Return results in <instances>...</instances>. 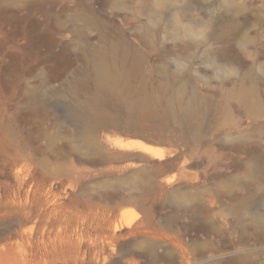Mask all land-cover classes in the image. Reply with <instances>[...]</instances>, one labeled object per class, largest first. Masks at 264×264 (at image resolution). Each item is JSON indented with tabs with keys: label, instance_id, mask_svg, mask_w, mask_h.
I'll list each match as a JSON object with an SVG mask.
<instances>
[{
	"label": "rangeland",
	"instance_id": "rangeland-1",
	"mask_svg": "<svg viewBox=\"0 0 264 264\" xmlns=\"http://www.w3.org/2000/svg\"><path fill=\"white\" fill-rule=\"evenodd\" d=\"M154 3L0 0V264H249L230 243L263 247L215 233L184 211L195 200L171 194L203 195L205 208L219 177L264 190L242 175L247 149L264 152V0H171L159 14ZM74 16L90 47H106L99 33L119 41L99 155L65 117L84 51ZM187 104L195 112L181 121Z\"/></svg>",
	"mask_w": 264,
	"mask_h": 264
},
{
	"label": "bare ground",
	"instance_id": "bare-ground-1",
	"mask_svg": "<svg viewBox=\"0 0 264 264\" xmlns=\"http://www.w3.org/2000/svg\"><path fill=\"white\" fill-rule=\"evenodd\" d=\"M169 1L171 0H155L154 4L157 7L156 14H159V10L161 11V8L164 7ZM76 17L74 16L70 19V21L73 25L72 28L75 40L80 46V49L84 50L76 57V60L81 63L82 71L80 70L76 73V78L73 79V83L69 84V86L66 88V92L68 93V95L76 99L77 110H66L65 117L68 118L75 126L74 129L76 131L77 138L89 141V143L93 146L94 153L99 155L100 147L95 141V133L96 129L98 128L99 122L102 118H104L103 116H105V112L100 105L104 101L107 102L110 99L116 98L117 94L118 96L120 94L118 84L121 79V72L115 62L119 50V41L116 42L112 40L107 43V36L99 33L97 39L100 43H106V47H90V38L84 32L83 24L81 23V21H84V16H80L79 18ZM175 25L178 26L177 29L179 30V32L183 33L188 38L192 39L194 37L193 30L187 25H180L177 16H175ZM111 61H114L115 64ZM67 65H70V63L67 62ZM163 80H168V77H163ZM182 90L183 86L181 87V92ZM33 92L34 88H27L26 95L30 96L33 94ZM193 111V106L191 104H187L183 108L182 114L178 117V119L181 121L190 120ZM173 113L174 103L170 101L168 102L167 115H171ZM137 146L140 149L147 150V147L144 144L140 143L137 144ZM235 148L237 150H241L244 147L236 146ZM246 154L249 164L243 170L242 175L253 180L259 186L261 184L263 185L264 152H256L255 150L247 149ZM217 184L222 185L223 188L215 193V195L211 196L210 199L208 198L209 200L207 199V205L209 206L205 208L202 207V201L205 200L200 199L201 197H203V199H206L203 195L201 197L199 196L200 198H198L199 194L193 195L194 193L190 194L191 192L189 193L188 191L181 192L179 190H174L171 194V197L174 199L179 198L182 201L188 199L195 200L196 203L194 204V206L192 205L193 207L190 208H187L188 204L186 205L185 203L184 211L188 210L192 213L201 214V220H206L208 226H210L212 229L214 226L215 230H213L219 235L225 234L228 238H230L234 233H237L242 237L245 235L255 237L257 244L259 242L261 245H263V247L249 246V242L243 239L239 240L236 243H230V246L237 250L236 252L239 254L237 259L241 263L263 264L264 190H261V194L259 193L260 195L255 198L254 194L249 190L247 183H238V180L219 177ZM239 188L241 189V191H239ZM214 205L218 206V210L215 211V207L212 208ZM223 213L228 215L230 217V220L228 222H221L222 224H219L220 221L216 223L214 217H216L217 215L220 216ZM197 225L199 224L197 223ZM153 237L154 236H152V238ZM139 245L147 248L148 250L154 249L146 242L139 243ZM204 264L219 263H207L204 261Z\"/></svg>",
	"mask_w": 264,
	"mask_h": 264
}]
</instances>
